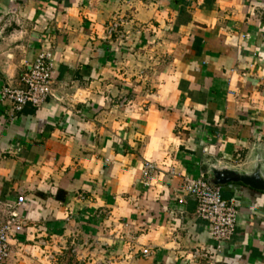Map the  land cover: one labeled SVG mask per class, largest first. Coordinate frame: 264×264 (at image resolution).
Listing matches in <instances>:
<instances>
[{
	"label": "crops",
	"instance_id": "1",
	"mask_svg": "<svg viewBox=\"0 0 264 264\" xmlns=\"http://www.w3.org/2000/svg\"><path fill=\"white\" fill-rule=\"evenodd\" d=\"M42 47L47 104L0 101V226L24 220L7 264H264V191L220 186L219 249L183 190L264 176V0H0V92Z\"/></svg>",
	"mask_w": 264,
	"mask_h": 264
},
{
	"label": "built area",
	"instance_id": "2",
	"mask_svg": "<svg viewBox=\"0 0 264 264\" xmlns=\"http://www.w3.org/2000/svg\"><path fill=\"white\" fill-rule=\"evenodd\" d=\"M118 24H113L109 33L118 29ZM54 80V56L50 50L41 48L33 62L26 65L21 77V85L17 88L4 87L0 92V101L5 103L13 114L21 113L26 107L41 109L52 95ZM155 165L146 163L143 176L150 178L155 170ZM184 192L196 201L197 218L209 225L211 239L218 248L228 243L235 236L238 211L229 204L220 186L209 183L206 176L198 178L185 177L183 184ZM25 199L19 197L18 206ZM24 220L18 212H13L10 219L0 226V264H7L11 256V241L23 230ZM148 255V251H143ZM207 257V255H205Z\"/></svg>",
	"mask_w": 264,
	"mask_h": 264
},
{
	"label": "water",
	"instance_id": "3",
	"mask_svg": "<svg viewBox=\"0 0 264 264\" xmlns=\"http://www.w3.org/2000/svg\"><path fill=\"white\" fill-rule=\"evenodd\" d=\"M210 175L211 178L208 181L215 186H224L229 183H242L252 189L264 191V176L260 168H257L252 174H240L236 171L212 167L210 169Z\"/></svg>",
	"mask_w": 264,
	"mask_h": 264
}]
</instances>
